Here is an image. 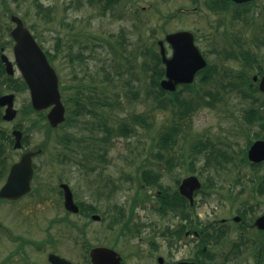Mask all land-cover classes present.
I'll return each mask as SVG.
<instances>
[{
	"label": "rangeland",
	"instance_id": "1",
	"mask_svg": "<svg viewBox=\"0 0 264 264\" xmlns=\"http://www.w3.org/2000/svg\"><path fill=\"white\" fill-rule=\"evenodd\" d=\"M13 1L0 0L1 10L7 7L8 13L23 18L28 26L36 23L38 31L47 34L45 46L55 54L53 67L62 100L70 108L74 85L81 83L83 99L86 104L93 99L96 114L87 113L94 108L88 106L86 114L77 118V122L66 123L51 140L46 139L45 131H26L31 136L29 149H41V153L33 159L32 182L37 187V200L29 199L30 204L24 203L21 211L36 213L37 229L32 225L33 216L13 213L10 207H0V222L14 234L36 236L38 242L48 237L53 239L52 245L38 249L39 262H46L47 253L52 252L81 264V252L85 253L80 247L81 239L91 246H113L130 256L131 264H156L153 263L156 255L162 256L165 264L189 260L195 256L199 245L191 232H200L208 225L205 231L212 232V236L202 241L214 260L205 261L207 264H219L226 259L228 248L235 240L241 241V249L228 257L230 264H264V257L261 261L257 252L264 235L252 227L253 220L264 211V184L260 185L255 179L257 173L252 168L244 169L239 163L245 145V139H241V116L254 108L252 99L259 95L243 97L238 91L249 92L245 78L257 70L253 67L241 80L237 78L242 70H248L242 65L241 55L258 53L264 59V0H257L255 9L244 15L247 23L241 18L232 20V10L223 12L222 6L217 13L210 12L208 6H204L205 0H118L105 11L99 4H89L87 0ZM43 6L48 8L45 20L38 15L37 18L26 15L25 11L32 15L36 8L40 10ZM198 6L200 11L196 15H174L179 7ZM4 13L0 14V24L9 25L5 10ZM179 30L194 34L196 46L215 67L213 81L196 87L219 93L220 100L211 106L196 107L178 126V138L170 148L164 146L160 138L179 120V109L167 101H156L157 91L153 87L156 78L147 50L158 52L156 41ZM165 47L167 55H171L166 44ZM261 65L264 69V62ZM195 82L198 83L197 79ZM190 97V90L180 95V99ZM134 117H144L145 124L133 120ZM92 122L94 129L101 131L99 135H103L107 127L106 143L92 138L95 134ZM0 127L5 126L0 124ZM26 127L24 124L22 128ZM122 131L124 133H120ZM60 134V140L67 147L71 145L69 151L53 141ZM80 136L81 149H72L74 143L70 137ZM43 140L46 142L41 148ZM86 145L95 151L94 157H85ZM207 153L211 154L207 156ZM144 170L158 172L161 178L145 183L141 180ZM189 175L197 176L202 184H209L210 190L207 195L199 193L194 209L185 211L190 221L182 222L190 228L191 234L179 240V233L174 234L173 230L182 223L180 219L158 215L149 208L148 202H154L157 191L161 197L165 190L168 194L177 191L176 181ZM59 183H67L74 201L93 206L103 220L93 221L84 209L81 215H67L59 205ZM102 185L107 186L102 188ZM142 195L145 200L138 206L136 203L133 221L142 226L137 231L132 229V233L139 234V240L118 239L120 224L113 231L108 226L112 222L110 217L118 215L121 208L124 217L120 219L124 220L132 199ZM63 215L67 216V221L52 222ZM238 215L240 221H233L232 217ZM224 218L227 233L218 238L215 232ZM196 220L199 225L193 224ZM166 226L172 229V237L157 235L159 230H166ZM173 239L177 241L168 244ZM187 240L189 243L185 245ZM10 248L12 245L0 232V253H7ZM136 249L142 250L141 256Z\"/></svg>",
	"mask_w": 264,
	"mask_h": 264
},
{
	"label": "flooded vegetation",
	"instance_id": "2",
	"mask_svg": "<svg viewBox=\"0 0 264 264\" xmlns=\"http://www.w3.org/2000/svg\"><path fill=\"white\" fill-rule=\"evenodd\" d=\"M4 2V0H2ZM224 1V11L229 12L232 10V20H236L237 18H241L242 21L247 23V20L244 18V15L247 12L253 11L256 7L257 0H242L243 2L237 3L236 0H223ZM15 2V0L13 1ZM3 6H5L3 4ZM3 9V8H2ZM37 9V11H36ZM34 13L31 15L29 11H25L28 18L33 16L37 18L46 19L48 16V8L44 6L38 10L36 8ZM1 10V8H0ZM4 10L6 12V20L8 21L9 25L0 24V124H4L5 127H0V193L2 189L7 185L10 173L12 171L13 166L18 164L21 161L22 156L29 152V140L31 136L28 134L30 129H37L45 131L46 139L51 140L58 130H62L65 124H60L56 128H52L49 125V121L47 120V115L51 110L52 106H49L45 109L40 111L36 110L32 105L30 89L28 88L27 84L25 83L19 64L17 62V40L15 39L13 32L17 26V22L20 21L22 25L31 33L32 37L34 38L35 42L39 45V47L44 52L49 64L53 67V63L55 58L54 52L51 50L49 51L45 46V41L47 40V34L42 35L38 29L37 24L28 26L26 20L20 18L19 16L15 15V13L11 12L8 13L9 9L5 7L3 12L0 14H4ZM37 12V13H36ZM255 22L253 23V25ZM45 32V31H44ZM46 33V32H45ZM260 55V54H258ZM261 58V56H259ZM54 68V67H53ZM263 73L257 72V81L258 84L259 80L262 78ZM260 98L258 99L259 103H254V108L244 112L241 116V139H245V145L242 150V158H240V165L245 169V167H250L257 173L256 180L260 181L259 184H264V160L259 162H253L248 158V150L251 145L256 141H264V94H260ZM62 104L65 108V117L68 112V103L62 100ZM27 124V129L24 131L22 130L23 125ZM7 125H10V128L5 129ZM21 132V135L17 133ZM17 139H20V144L16 142ZM44 139V140H46ZM40 145H44V141ZM56 140V137L53 141ZM43 147V146H42ZM33 151V150H31ZM34 152V151H33ZM41 153V152H40ZM40 153H36L32 156L31 160L33 163V159H35ZM33 175L34 170L28 182V192L19 196L18 198H6L0 196V207H7L11 208L13 213H23L21 211L22 206L24 203L30 204L29 199H36L37 200V187L33 185ZM17 186V184H16ZM16 186L14 188H16ZM21 186V185H20ZM50 191H53L50 190ZM58 190V197L62 196V200H60L59 205H62L63 209V191L59 192ZM157 194H160V191H157ZM157 194H155L154 201L156 200ZM100 199V198H99ZM164 202V197L162 199H158V203ZM157 203V202H156ZM65 211V209H64ZM33 211H29L24 214V217L33 216L32 225H34L35 230L37 229V220L36 213H32ZM264 212V211H263ZM31 213V214H30ZM68 215L69 213L65 211ZM241 214V211L239 213ZM262 214V213H261ZM260 214V215H261ZM259 215V216H260ZM237 217V216H236ZM238 217H240L238 215ZM258 217V216H257ZM241 218V217H240ZM234 217L232 220L234 221ZM24 220V219H23ZM67 221V216L63 215L62 217H58L52 220V222H65ZM187 221V219H184ZM226 219H222L221 226L218 228L216 235L223 236L227 233L225 227ZM255 220H253L254 222ZM22 217L20 218V225L22 224ZM163 226V225H162ZM180 227H182L179 224ZM208 226V225H207ZM205 226L200 231V234L196 231H190L189 227L183 228V234L188 235L191 234L195 235L197 239L200 236H204V238H211L212 232H206L205 229H209V227ZM164 227V226H163ZM253 227V224H252ZM189 228V229H187ZM28 232V230H26ZM0 232L3 234L4 239L12 245V248L8 250L7 253H0V264H51L49 260V256L55 253H47L46 255V262L45 260L38 261V249L41 247L43 248L44 245H52L53 239L48 237L46 241L38 242L37 237H33L32 234L26 233L25 236L21 234H14L11 232L2 222H0ZM37 233V231H35ZM164 228L157 232V235H163ZM191 232V233H190ZM264 235V232H258ZM226 236V235H225ZM118 238V237H117ZM115 238V240L117 239ZM138 240L140 236L136 237ZM87 241L81 239L80 247L84 248L85 253L81 252V264H91L90 258V251L86 252V245ZM238 244V243H237ZM90 246V244H88ZM264 245V242L261 241V246ZM98 247H102L103 245H95ZM93 247V246H92ZM91 247V248H92ZM107 248L112 249L114 252H117L120 256V263L119 264H131V261L128 256L125 255L122 251L117 250V248L113 246H104ZM156 247V246H154ZM91 248L89 250H91ZM264 248V247H263ZM152 250V249H151ZM230 247L228 248V251ZM135 251L139 252L138 256H141V249H136ZM153 251V250H152ZM197 251L195 252V254ZM206 260H214L213 256L209 252H206ZM229 255H232V250L229 251ZM229 255H225L226 259H228ZM59 256V255H58ZM61 257V256H60ZM232 257V256H231ZM63 258V257H62ZM224 260L222 259L219 264H224ZM229 260V259H228ZM153 263L156 264H165L164 258L160 255H156L153 259ZM185 261V260H182ZM186 262H194L197 263V259L194 256L187 260ZM173 264V263H170Z\"/></svg>",
	"mask_w": 264,
	"mask_h": 264
},
{
	"label": "water",
	"instance_id": "3",
	"mask_svg": "<svg viewBox=\"0 0 264 264\" xmlns=\"http://www.w3.org/2000/svg\"><path fill=\"white\" fill-rule=\"evenodd\" d=\"M13 35L18 42L16 46L17 62L31 90L33 106L36 109H41L53 105L48 119L52 126H56L64 120V109L60 102L57 76L20 21L17 22ZM165 40L171 45L173 54L170 59L165 58L162 42H159L162 62L166 67V80L162 81L161 86L165 90L173 91L176 85L191 83L195 73L204 68L205 61L193 43L192 34L183 31L176 32L167 35ZM259 88L264 92V77ZM33 155L34 153L23 155L21 161L13 166L8 183L2 189L0 196L18 198L27 192L28 178L32 175L31 156ZM248 158L254 162L264 160V141H257L251 145ZM15 186L16 188H14ZM62 187L64 189L65 208L71 212H77L78 208L73 203L69 188L66 185H62ZM199 188L198 179L190 176L182 180L179 192L192 202L193 192ZM254 225L258 229L264 230V215L256 219ZM90 258L92 264H119L120 261L114 251L104 247L92 249ZM49 260L52 264H72L56 255H50ZM176 264L194 263L182 262Z\"/></svg>",
	"mask_w": 264,
	"mask_h": 264
},
{
	"label": "trees",
	"instance_id": "4",
	"mask_svg": "<svg viewBox=\"0 0 264 264\" xmlns=\"http://www.w3.org/2000/svg\"><path fill=\"white\" fill-rule=\"evenodd\" d=\"M105 1L106 2L104 3V5L100 6V9L104 10V11L112 8L118 2V0H105ZM39 6L40 5L36 4V7H39ZM148 51L150 52V55H151V59H152V63H153L152 68H153L154 76L156 78L155 79L156 81L153 82V87L157 91L156 92V94H157L156 101H158L160 103V100H164V101H167L169 103H173V105L177 109H179L177 112L178 116H179V117H177V119H179V120H176V122L173 124V126L171 128H169L166 132H164L160 138V141L164 146H166V147L169 146L170 148H172V146L175 144V142L178 138V136H177V133L179 130L178 126H181L183 121L189 117L191 112L192 113L194 112L196 107H201V106H205V105L211 106V105L215 104L218 100H220V95H211V94H208L206 92L200 93L198 91L197 92L193 91V94L189 99H185V98L180 99V95L182 94L184 89H188L189 87L181 88V89H179L173 93L163 91L159 85V80L162 79L163 73H164V70L161 68L160 56L155 50L150 49ZM247 65L249 66V63ZM207 69L205 72L200 74V77L198 79L200 84H205V83L209 82L211 79V77L208 76L206 73ZM191 87H193V90H194V88H196V84L192 85ZM81 93L82 92H81V86H80L76 96L73 97V103H75L76 106H78V107L81 106V116H83V114L88 111V109H89L88 106L94 107L95 105H93L91 103L93 101V99L90 102L87 101L88 103L86 104V102L82 96L83 93L82 94ZM210 99H212V100L215 99V101L212 102ZM111 105L112 104H109V106H111ZM87 113L95 115L96 114L95 113V107L91 108V110L88 111ZM132 119L142 123L143 125L146 122V119L144 117H134ZM91 124H92V128H93V132L96 131L94 129L95 123L92 122ZM105 132H107V127L105 129ZM120 133H124V131H122ZM92 138L97 139V132L95 134L93 133ZM108 138L109 137H106L105 134H103L102 137H100L99 139H101L100 141L104 142V140L108 139ZM85 148L86 149L83 152L86 156H90V155L94 154L95 151H93L90 148V146H86ZM210 154L207 153L206 155L208 156ZM154 173H152V171L144 172L143 178H148L149 180L150 179L154 180V178H160L161 177L160 173H156L155 175H154ZM176 184H178V181H176ZM204 188H205V186L203 187V189ZM164 202H165V207L168 210L177 208L178 210H181L180 215H186L184 212H185V209L188 208L187 201L184 198H182L176 190H174L172 192V194H170V193L168 194V192L165 190ZM91 213H93V211ZM261 247L263 248L264 245H262Z\"/></svg>",
	"mask_w": 264,
	"mask_h": 264
}]
</instances>
